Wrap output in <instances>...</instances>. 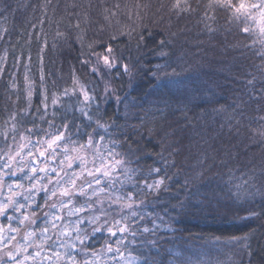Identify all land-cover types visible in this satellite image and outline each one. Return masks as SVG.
<instances>
[{"label":"trees","instance_id":"16d2710c","mask_svg":"<svg viewBox=\"0 0 264 264\" xmlns=\"http://www.w3.org/2000/svg\"><path fill=\"white\" fill-rule=\"evenodd\" d=\"M131 1L137 8L128 17L124 0H0V8L11 6L0 17V32L7 29L0 39V55L8 52L6 71L0 76V123L15 107L26 106L23 95L13 103L16 93L9 87V73L16 74L22 91L27 72L36 85L33 104L37 106L42 88L49 105L53 94L61 96L66 89L71 94L73 88L79 92L80 85L90 93L95 89L99 96L103 94L99 77L83 62L93 51L111 46L118 59L111 73L113 82L126 100L124 104L115 99L102 102L104 120L119 117L116 123L123 131L134 139L143 135L140 144L147 147L136 156L144 158L137 164L133 157L131 167L147 172L152 167L163 169L162 157L169 164L175 161L174 167L167 168L172 177L166 181L168 190L159 198L156 194L139 197L146 200V211L164 220L158 233L159 253L153 249V255L162 264L189 257L200 264H237L242 256L247 264L243 241L237 245L229 238L249 234L252 264H264V197L247 195L264 192V137L260 135L264 121L256 119L264 115V101L250 100V88L244 83L255 76L256 88L261 87L264 61L256 54L259 44L247 47L254 37L242 34L222 10L214 12L209 0H190L195 11L182 15L171 10L173 0ZM141 3L145 7L137 11ZM213 15L215 20L210 18ZM160 40L165 47H157ZM124 64L131 69L130 79ZM165 64L167 68L157 70V65ZM173 68L178 76L164 75ZM169 80L181 81L183 86L165 87ZM64 100L75 102L76 96ZM185 180L189 184L180 187ZM177 198L186 206L174 211ZM36 201L44 205V192L37 194ZM33 209L38 224L42 223L49 209ZM105 239L104 233H97L95 247Z\"/></svg>","mask_w":264,"mask_h":264},{"label":"snow or ice","instance_id":"6c2138e0","mask_svg":"<svg viewBox=\"0 0 264 264\" xmlns=\"http://www.w3.org/2000/svg\"><path fill=\"white\" fill-rule=\"evenodd\" d=\"M209 7L214 12L222 10L226 20L236 24L242 34L254 37L247 47L254 48L259 44L260 51L256 54L264 61V0H209ZM10 8V5L0 8V17ZM171 10L177 15L195 11L190 0H174ZM204 17L209 18L207 11ZM210 18L215 20V15ZM208 31H212L211 27ZM6 34L7 29H4L0 39ZM140 41H144L143 35ZM137 47H140L139 43ZM157 47H165V41L160 40ZM107 51L112 53L111 46ZM160 55L167 54L161 52ZM7 59L5 50L0 55V76L6 71ZM83 63L87 65L88 61ZM14 66H18L16 61ZM103 66L108 70L116 67L108 55L103 57ZM24 67L27 69L28 66ZM167 67V64L156 66L157 70ZM91 71L98 73L99 64ZM123 71L131 77L129 65L124 64ZM261 73L260 88L255 86V76L244 81L250 88V100L264 101V65ZM9 75L12 76L9 87L16 93L13 103L17 104L23 95L26 106L15 107L0 123V217L7 221L0 222V264H162L153 255V249L158 255V233L164 223L163 217L146 211V200L139 197L156 194L159 198L161 192L167 191L166 181L172 180L167 175V168L174 167L175 161L169 164L162 157L163 169L152 167L147 172L130 166L133 157L137 164L144 158V155L136 156L147 147V143L140 144L143 135L134 139L116 123L119 117L104 120L101 113L102 102L115 99L117 104H124L126 97L115 95V89H110L106 82L102 95L95 94V89L90 93L86 85H80L79 92L73 88L71 94L67 89L61 96L53 94L49 105V96L42 88L41 103L37 106L33 104L36 85L27 72L22 91L16 82V74ZM164 75L175 77L179 74L173 68L170 74ZM40 83L41 86L45 83L43 72ZM169 84L177 88L183 86L178 80H169L164 86ZM73 96H76L75 102H65L64 98L72 101ZM77 112L79 117L75 115ZM256 119L264 121V115ZM260 135L264 137V132ZM119 136L124 138L118 139ZM50 163L56 167H49ZM162 171L164 175H161ZM24 181H28L27 188ZM188 184L185 180L180 187ZM239 187L235 194L238 199ZM40 192L45 194L44 205L36 201ZM257 194L264 197V192L247 193L249 196ZM53 199L55 202L49 203ZM33 206L49 209L43 214L42 223L38 224ZM185 206L186 202L177 198L173 210H182ZM164 211L167 215V209ZM97 233L107 234L99 248L94 243H98L95 240ZM248 239L249 234H244L229 238V242L240 245L243 241L247 264H252L253 252ZM216 241L219 243L220 238ZM176 264L200 262L189 257L176 259ZM237 264H245L243 256Z\"/></svg>","mask_w":264,"mask_h":264},{"label":"rangeland","instance_id":"374dc122","mask_svg":"<svg viewBox=\"0 0 264 264\" xmlns=\"http://www.w3.org/2000/svg\"><path fill=\"white\" fill-rule=\"evenodd\" d=\"M124 1H126V6L124 8V12H126L128 14V17H130L135 12V9L137 8V3H135L134 1H131V0H124ZM169 2L172 3V0H169ZM144 7H145V5H143V3H141L140 4V7L137 9V11L141 10ZM223 15L225 17V14L224 13H223ZM106 16H108V15H106ZM115 16H117V15H115ZM108 47L109 46L105 47L104 49H99V50L93 51L90 56H88L87 58L84 59V61H88L87 66L89 67V70L90 71H91V69H92L93 66H96L97 64H99L100 71L98 73H96V74L98 75L99 80H100L103 88H105L106 82H107V85L109 86V88L110 89H115V95H118L119 96L120 91H118L116 89V87L114 85V82H113L112 74H111L113 69L108 70V69H106L103 66V57L105 55H108L109 56L110 62L114 63L115 65H117V63H118L117 62L118 59L114 55L113 50H112V53L111 54L108 53V51H107ZM128 78L130 79V78H132V76L130 77L128 75ZM103 88H102V91H104ZM40 166L41 167L44 166V164H43L42 161L40 163ZM49 167H56V165L53 164V163H50L49 164ZM76 171H79V169L76 168ZM6 179H9L10 180V179H15V178L14 177H6ZM27 187H28V181H26L25 188H27ZM40 193H43V192H40ZM54 202H55V199L51 200L49 203H54ZM104 235H106V238H107V234L104 233Z\"/></svg>","mask_w":264,"mask_h":264}]
</instances>
